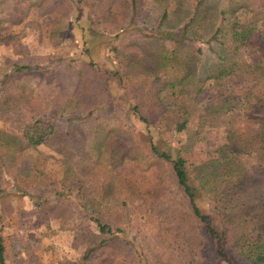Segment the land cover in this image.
Instances as JSON below:
<instances>
[{
	"label": "trees",
	"instance_id": "trees-1",
	"mask_svg": "<svg viewBox=\"0 0 264 264\" xmlns=\"http://www.w3.org/2000/svg\"><path fill=\"white\" fill-rule=\"evenodd\" d=\"M231 1L213 12L211 0H77L88 4L86 32L119 35L144 25L152 30L140 32L144 41L154 45L129 56L128 72L116 82L123 95L114 103L131 109L144 131L100 122L102 136L81 162L68 148L71 123L110 104L111 74L92 59L74 66L61 58L41 64L33 56L7 59L0 68V121L17 111L26 116L20 135L0 127L1 174L14 181L15 192L41 199L44 210L58 195L54 216H47L62 226L76 219L84 246L79 264L93 255V264H264V33L241 21L239 12L251 11L246 1ZM64 3L58 6L66 18L77 6ZM15 11L18 18L0 14V29L21 21ZM13 41L0 36V44ZM204 53L213 63L197 73ZM48 75L69 85L44 102L31 85ZM208 86L218 91L214 101ZM86 97L94 106L85 107ZM216 117L229 144L215 138ZM51 134L59 138V179L46 171L50 157L38 151ZM132 144L138 150L130 151ZM198 145L210 156L201 158ZM139 200L147 203L144 217L156 229V244L129 239L126 210ZM0 264H6L1 235Z\"/></svg>",
	"mask_w": 264,
	"mask_h": 264
},
{
	"label": "rangeland",
	"instance_id": "rangeland-1",
	"mask_svg": "<svg viewBox=\"0 0 264 264\" xmlns=\"http://www.w3.org/2000/svg\"><path fill=\"white\" fill-rule=\"evenodd\" d=\"M64 1L5 0L3 4L5 7L0 5V12H2L0 14L5 16L12 15L18 18L16 11V14H12L15 7L16 10L22 12L19 23L4 24L0 29L1 38L14 40L13 44L7 42L0 44V68L7 59L23 60L24 58L31 59L33 56L39 58L38 61L41 64H45L47 58H55L54 63L58 62L57 58H61L66 62L72 60L70 62L74 66H79L81 63H86L92 59L97 67L111 74L110 98L108 97L106 100L107 104H110L92 110L90 116L86 112L85 115L77 117V119L83 118L82 121L72 120L74 122L71 123L72 136L68 142V148L76 154L77 160L81 162L86 160L91 153L94 141L102 136V129L99 127L100 122L110 126L119 124L136 134H142L144 131L145 125L133 114L131 109L119 107L120 104L114 103L123 95L122 89L116 85V82L119 81L121 74H127L129 65L127 59L129 56H136L144 50L151 52L154 45L150 46L151 43L144 41L148 39H145L140 32L152 33L151 28L144 25L131 26L119 35L97 36L93 31L86 32L87 28L90 27L88 4L86 2L76 4L77 0H69L77 8L71 9L70 14L65 18L64 9L58 6V4H65ZM237 1L241 2L243 0ZM244 1L250 6L251 11L241 10L239 12L241 21L245 24L251 21L255 22L256 27L264 33V0ZM29 2L32 5L27 8ZM36 3L41 8H38L35 5ZM231 6V0H211L213 12L215 10H227ZM60 16H63V18H60ZM56 25L58 26L56 31L51 33L52 27ZM84 32H86L85 35ZM84 40L86 43H84ZM84 44L90 49L91 53L86 50ZM201 46L204 49L206 48L203 45ZM243 51L244 49L240 52ZM24 53H27L26 57H23ZM211 55V53H204L199 58L195 65L197 73H200V71L202 73L203 70L211 66L213 63ZM43 58H46L44 63ZM113 74H116V76H112ZM32 83L31 86L34 88L35 94L40 96L44 102L49 98H59L62 95L61 91L67 89L69 85L65 77L52 78L50 75L42 79H34ZM207 89L210 92L208 97H211L214 101L218 95L217 89L214 86H208ZM125 100L132 102L126 98L122 99V102ZM92 103L90 97L85 98V107H90ZM44 108L48 115L53 107ZM99 117L100 120L98 121ZM53 118H55L56 124L61 126L66 123V120H61L60 116H53ZM25 119L26 116L22 111L10 113L3 122L0 121V127H4L12 135H20L25 127ZM212 125L211 128L215 130L216 140L221 141L223 145L229 144L226 139L225 128L222 126V119L216 117ZM181 139V136H179V140ZM58 145V136L51 134L44 138L38 148V151L50 157L48 158L46 171L56 179L60 178V166L56 159L59 158L58 153H56ZM136 150H138V147L132 144L130 151ZM196 152L201 158L210 156L205 152L203 145H198ZM1 172H3V168L0 160V235L3 239L5 263L79 264L84 246L77 236L80 227H77L76 219H69L62 226L60 219L47 216V214L52 213L51 208L57 203L58 199L55 200V198L58 195L50 196L51 201L47 209L44 210L38 206L41 199L15 192L14 181L5 174H1ZM146 209L147 203L144 200L136 201L128 206L126 216L131 223L132 231L129 239L132 240L134 236L139 240L142 239V242L147 245L150 241L156 244V229L146 221L144 217ZM54 214L52 213L51 216H54ZM96 259L97 255H93L84 264H93Z\"/></svg>",
	"mask_w": 264,
	"mask_h": 264
}]
</instances>
